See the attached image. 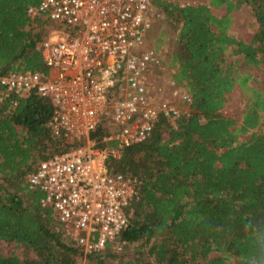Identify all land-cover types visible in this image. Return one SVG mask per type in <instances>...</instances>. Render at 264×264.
<instances>
[{"label": "trees", "instance_id": "16d2710c", "mask_svg": "<svg viewBox=\"0 0 264 264\" xmlns=\"http://www.w3.org/2000/svg\"><path fill=\"white\" fill-rule=\"evenodd\" d=\"M35 2L0 0L1 74L48 71L41 43L56 23L32 17L27 7ZM244 3L258 24L250 41L229 31L231 12ZM224 5L225 13H214ZM155 7L153 26L170 45L160 53L190 93L191 110L175 122L160 115L149 137L108 156L110 170L138 179L139 197L127 227L100 249L85 253L72 242L27 184L42 160L86 138L54 132L50 97L17 95L0 81V239L27 254L0 251V264H264V80L257 84L228 60L242 55L247 67L264 70V0H155ZM235 87L245 100L239 119L222 111ZM113 89L115 98L121 89ZM109 113L89 134L102 148L116 143L105 139L119 128Z\"/></svg>", "mask_w": 264, "mask_h": 264}, {"label": "built area", "instance_id": "2783aa9c", "mask_svg": "<svg viewBox=\"0 0 264 264\" xmlns=\"http://www.w3.org/2000/svg\"><path fill=\"white\" fill-rule=\"evenodd\" d=\"M27 12L55 22L64 35L41 43L48 71L0 72V81L17 95L50 97L54 132L86 138L42 160L27 177L28 187L41 191L42 204L54 209L69 239L86 253L121 234L127 209L139 197L138 179L110 170L108 156L149 137L160 115L172 122L187 115L192 98L171 75L163 76L160 51L146 46L161 15L155 0H37ZM163 81L182 103L158 96ZM116 85L121 90L112 98ZM108 112L119 128L105 138L115 145L102 148L89 134Z\"/></svg>", "mask_w": 264, "mask_h": 264}, {"label": "rangeland", "instance_id": "374dc122", "mask_svg": "<svg viewBox=\"0 0 264 264\" xmlns=\"http://www.w3.org/2000/svg\"><path fill=\"white\" fill-rule=\"evenodd\" d=\"M180 3H201V2H209V0H174ZM214 13L218 15H222L226 11L225 5L222 7H212ZM233 15V23L229 29L230 33H232L234 36L250 41L254 33L257 29V22L255 20V17L253 16L252 7L251 5H248L246 3L242 4L239 8L233 10L231 12ZM162 20L159 19L158 22ZM48 32L49 36H63L64 32H62V28L57 25H49ZM160 30L159 28L154 25L149 31L147 40H146V46L148 47H155L159 51L163 48L164 51L168 54V51L170 50V45L166 42H163V40L160 38ZM163 56V55H162ZM166 58V56H165ZM164 58V59H165ZM242 55H231L228 57V60L231 62H235L236 65L239 68L242 69H248L250 73L253 74V76L257 79V84H261V82L264 80V70H262L261 67H247L244 64V61L241 59ZM165 63V69L163 70V76L167 77L169 75V69H168V63ZM158 96L162 99H173L176 103H182L181 99L179 97H172L169 87L163 81L162 85L157 90ZM245 106V100L243 98L242 92L239 87H235L231 92L227 94V101L225 103V106L223 107L222 111L226 115L234 116L237 119L240 118L243 108ZM108 120L112 122L111 118V112L106 115ZM0 251L3 254H10V253H18L22 257H27V254L25 252V248L23 246L18 245L15 241H8L4 239H0ZM82 262H85V257L83 256L81 258Z\"/></svg>", "mask_w": 264, "mask_h": 264}]
</instances>
